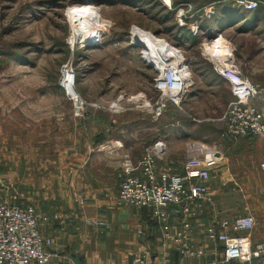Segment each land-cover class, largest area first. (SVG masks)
<instances>
[{"label":"crops","instance_id":"1","mask_svg":"<svg viewBox=\"0 0 264 264\" xmlns=\"http://www.w3.org/2000/svg\"><path fill=\"white\" fill-rule=\"evenodd\" d=\"M262 1L263 5L258 9L246 11L238 9L235 0H222V18L212 28L205 29L202 26L204 36L209 31L223 33V21H229L230 24L226 22L229 29H236L238 37H246L239 38L238 46L240 51V48H244V41L247 42L246 64L237 60L236 48L230 42L235 50L234 60L242 73L260 88L264 87ZM217 13L215 10L213 17ZM203 59L209 64V71L201 64L190 66L193 85L184 102V119H177V109L168 113L172 119L164 123L147 121L139 111H127L120 116L107 109L111 102L102 104V109L85 107L82 112V115L85 114L84 120L74 116L70 129L64 132L58 128L55 131L54 128L51 131V139L56 142L54 155L48 153V141H42L43 136L49 135L50 131L47 130L48 134L39 133V146L32 147V155L25 157L22 176L29 178L32 184L29 194L35 205H30L43 210L49 218L43 234L53 240L51 250L55 256L52 264H136L139 256L146 257L150 264H165V260L171 264H238L224 262L222 244L209 241L205 228L221 217L238 215L240 209H246L240 204L238 194L240 190L247 189L249 182L255 180L262 171L260 165L264 163V136L237 139L222 137L225 129L222 116L233 97L228 84L214 72L212 64L206 58ZM138 60L141 71L144 63ZM243 65L247 66L246 71ZM201 83H204V87ZM114 87L113 93L118 92V97L127 96L128 92L143 94L141 83H136L134 88L127 84ZM219 90L230 96L225 107L223 104L219 108L212 105L207 110L201 107V111L194 107L202 106L200 102L207 92L218 94L215 91ZM261 110L264 114V106ZM210 123L221 128L215 143L211 141L212 138L195 132L203 124ZM19 128L25 131H15L8 138L17 142L22 137L37 136L33 131H26L29 129L26 121L19 123ZM157 141L167 146L164 161L159 166L175 174L183 173L185 162L193 156L213 150L222 153V162L211 169L209 186L214 202H190L191 214L188 219L193 225L191 240L194 248L204 251L200 258H182L174 244H169L167 248L161 246L162 227L152 216V207L136 209L117 206L119 173L124 155H130L138 163L144 147ZM18 164L16 160L10 163L14 177L21 175L16 172L20 168ZM255 188L257 192L259 189L264 190V184L259 185L256 180ZM167 211L170 226L175 230L180 228L186 216L175 206L169 207ZM253 216L256 226L251 239L252 245L257 247L264 242V220L260 224L258 216ZM88 220L105 221L110 227L104 229L89 225ZM253 264H264V255Z\"/></svg>","mask_w":264,"mask_h":264},{"label":"rangeland","instance_id":"2","mask_svg":"<svg viewBox=\"0 0 264 264\" xmlns=\"http://www.w3.org/2000/svg\"><path fill=\"white\" fill-rule=\"evenodd\" d=\"M173 2H191L197 8L213 5L218 13L213 19L202 23L205 29L214 27L222 18V0H172ZM86 4L96 7L93 10L95 16L87 10L90 5ZM80 6H84V15L78 12ZM100 22L103 23L104 30L99 29L95 33L97 41L78 45L76 40L92 43L90 40L93 32L102 27ZM226 22L231 23L223 21L221 28L225 30L220 34L236 48L237 60L246 64L247 42L244 41V48L238 50L239 38L246 37H238L236 29H229ZM135 28L165 39L182 51L190 66L201 64L209 71L210 66L203 58H206L208 48L213 45L206 48L202 45L211 42L215 34L209 31L205 36L202 34L193 37L187 30L178 29L174 12L161 0H0V198L8 202L34 204L29 194L32 184L29 178H23L22 167L25 157H30L33 148H38L41 139L39 133L48 134L47 130L50 131L49 135L43 136L42 141H48V153L54 155L56 142L51 139V131L54 128L55 131L58 128L62 132L70 129L74 116L84 120L85 114H77L72 102L60 88L64 66L72 64L77 72L75 89L88 103L107 105L118 99V92L113 93L114 86L127 84L134 88L136 83H141V92L148 99L157 97L152 89L155 75L153 70L143 62L144 66L139 71L138 59L142 49L131 45ZM74 35L75 44L72 45ZM142 38L146 36H138L139 44ZM146 46H150L148 42ZM246 67L243 65L245 71ZM200 85L204 87V83ZM215 92L218 94L207 92L200 102L202 106L194 107L199 108V111L202 110L201 107L207 110L212 105L219 108L223 104L225 107L230 96L223 90ZM134 95L136 94L128 92L125 97ZM182 109L186 110L184 104ZM183 111L176 110L178 120L185 118ZM218 111L219 109L217 115ZM205 114L207 117L206 112ZM143 115L147 121L155 120L147 113ZM190 115L193 116L192 113ZM171 119L172 116L167 113L155 121L164 123ZM23 121L29 124L26 131H33L37 136L26 139L22 137L18 140L19 143L14 142L8 137L15 131H25L19 128V123L22 124ZM216 126L218 125L203 124L195 132L212 138L211 141L215 143L221 132V128ZM160 132L163 135L162 129ZM13 160L19 162L20 168L16 172L21 175L18 177H14V169L10 166ZM256 180L259 185L264 184V172L261 171L255 180L249 182L247 189L239 191V202L246 209H240L238 215L230 216L253 214L258 216L259 223L262 224L264 190L259 189L257 192ZM36 209L43 233L49 218L43 210L38 207Z\"/></svg>","mask_w":264,"mask_h":264},{"label":"built area","instance_id":"3","mask_svg":"<svg viewBox=\"0 0 264 264\" xmlns=\"http://www.w3.org/2000/svg\"><path fill=\"white\" fill-rule=\"evenodd\" d=\"M161 2L174 12L177 28L187 30L193 37L202 35L203 22L211 19L215 13L213 5L197 8L191 2ZM235 5L238 9L254 11L263 5V1L235 0ZM212 34H215L214 39L202 46L206 48L222 41L225 49L215 59L207 55L206 60L212 64L214 72L228 84L233 97L222 116L225 124L222 137L237 139L264 136V114L261 110L264 106V87L255 86L242 73L235 63V50L230 42L220 32ZM158 39L167 43L169 48L176 49L182 58L172 56L168 49L163 50L165 59L151 62L144 57L143 50L139 52L140 59L155 74L152 89L157 93V97L148 99L144 94L129 98L119 96L107 107L110 112L122 114L127 111H139L159 120L173 109L183 111L182 105L193 85L190 64L184 59L179 48L165 39ZM76 42L78 45L95 43H82L80 40ZM74 44L75 40L72 42V45ZM131 45L138 46L134 41ZM61 74L63 77L60 88L72 102L77 114L82 113L87 106L102 109V105L88 103L77 93V72L72 64L64 66ZM67 76L73 86L71 92L65 84ZM166 149L167 146L162 141L147 145L138 163H135L130 155H124L119 173L117 206L136 209L152 207V216L162 227L161 246L167 248L169 244H174L182 258H200L204 251L194 248L191 240L193 225L188 219L191 214L190 202H214L209 186L211 169L222 162V153L213 150L193 156L185 162L183 173L175 174L159 166V163L164 161ZM260 169L264 171V163L260 165ZM171 206H175L186 216L181 227L176 230L169 224L167 209ZM87 223L104 229L110 227L105 221L88 220ZM255 226L256 218L246 214L221 217L205 229L209 241L222 244L224 262L253 264L264 255V242L257 247L252 245L251 234ZM52 246L53 240L42 233L35 206L8 202L0 198V264H52L55 256L51 250ZM136 264L150 262L146 257L139 256ZM165 264L171 263L165 260Z\"/></svg>","mask_w":264,"mask_h":264},{"label":"bare ground","instance_id":"4","mask_svg":"<svg viewBox=\"0 0 264 264\" xmlns=\"http://www.w3.org/2000/svg\"><path fill=\"white\" fill-rule=\"evenodd\" d=\"M167 3H170V0H166ZM87 5H90V4H86ZM81 9L79 8L78 12L81 14V15H84L85 14V11H84V6H80ZM96 10V7H93L92 5H90L89 11H91V13H93V15L95 16L93 10ZM88 11V12H89ZM76 16V15H74ZM101 24V22H100ZM102 27H99L98 29L95 30V32H93V35L91 38L90 41L92 42H96L97 40V36H96V32L100 31H103L104 30V26H103V23L101 24ZM100 29V30H99ZM137 32L139 31V33H134V32ZM141 34H144V36H146V38H142V41H141V44H139V40L137 39L138 36H140ZM133 41L135 44H137L138 46L141 47V49L143 50V54H144V57L147 58L149 61L151 62H160L162 61L163 59H165V57L163 56V50H170V54L176 58H182L180 53H178L176 51V49H173V48H169L168 47V44L165 43V42H162L161 40H159L157 37L155 36H152L151 34L147 33V32H144L138 28H135L133 29ZM76 36L74 35L73 39L75 40ZM82 43H87V41H82L80 40ZM147 42L149 43V47L146 46ZM211 49V50H210ZM225 49V47L222 45V42H218V43H215L212 47H209L208 50H209V54L206 53V55L210 56L211 58L215 59L217 56H220L221 55V51H223ZM215 51V52H214ZM206 52V50H205ZM152 53V54H151ZM153 55V56H151ZM68 77V78H67ZM66 77V80H65V84L67 85V89L69 92H71L73 86H72V83H71V80H69V76Z\"/></svg>","mask_w":264,"mask_h":264},{"label":"water","instance_id":"5","mask_svg":"<svg viewBox=\"0 0 264 264\" xmlns=\"http://www.w3.org/2000/svg\"><path fill=\"white\" fill-rule=\"evenodd\" d=\"M140 47V46H139ZM141 48V47H140Z\"/></svg>","mask_w":264,"mask_h":264}]
</instances>
